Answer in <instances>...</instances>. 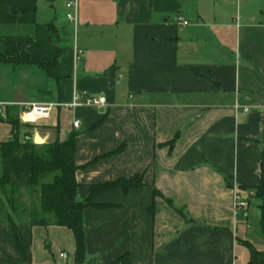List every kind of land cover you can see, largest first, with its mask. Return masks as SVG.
<instances>
[{
  "label": "crops",
  "instance_id": "obj_1",
  "mask_svg": "<svg viewBox=\"0 0 264 264\" xmlns=\"http://www.w3.org/2000/svg\"><path fill=\"white\" fill-rule=\"evenodd\" d=\"M67 11L65 0H0L2 52L33 62H0V124L11 139L10 105L38 145L74 134L84 264H249L246 241L264 250L251 211L264 162V0H78L76 22ZM72 26L85 28L82 46ZM75 89L107 104L24 122V102L70 101ZM137 174L142 186L86 203L91 185ZM35 203L0 222V264H75L74 232L32 224Z\"/></svg>",
  "mask_w": 264,
  "mask_h": 264
},
{
  "label": "trees",
  "instance_id": "obj_2",
  "mask_svg": "<svg viewBox=\"0 0 264 264\" xmlns=\"http://www.w3.org/2000/svg\"><path fill=\"white\" fill-rule=\"evenodd\" d=\"M54 1V0H50ZM60 50L52 62L42 63L41 67L49 69L58 62ZM0 62L30 63L16 56L4 54L1 50ZM14 106L5 105L4 112L12 125V138L0 141V222L16 224L12 213L18 209V191L25 185L40 201L38 210L31 213V223L40 225L65 226L74 232L76 240L75 264H84L86 260V230L84 224V203L78 199L80 183L77 179L79 166L75 160V136L72 134L64 141L38 145L33 142L30 133L21 134V123L10 113ZM1 116V114H0ZM173 139L170 141L174 143ZM143 185L140 174L130 178H119L106 183L93 184L89 187L86 203L92 202L94 196L107 188L120 187L125 192ZM246 189V187H243ZM255 197L259 199L261 209L260 225L264 233V162L262 164L261 182L255 188ZM155 194H159L155 190ZM251 201V198H248ZM250 251L249 264H264V250L257 249L251 242L245 243ZM19 246L20 242H19Z\"/></svg>",
  "mask_w": 264,
  "mask_h": 264
},
{
  "label": "built area",
  "instance_id": "obj_3",
  "mask_svg": "<svg viewBox=\"0 0 264 264\" xmlns=\"http://www.w3.org/2000/svg\"><path fill=\"white\" fill-rule=\"evenodd\" d=\"M66 8H67V18L70 21H77V8H78V0H65ZM174 21L177 25L185 27L190 24L189 19L184 17L182 14H177L174 17ZM83 53L82 49H77L76 57L79 58ZM107 104V100L104 96H95L90 95L86 91H82L79 89H75L73 93V97L70 101H29L24 102L23 110H22V118L26 123H37L40 120L47 119L51 116L54 108L56 107H65V108H76L80 106H104ZM81 121L80 119H75L73 121V126L75 128L80 127ZM249 205L248 201L238 200L236 202V208H247ZM61 257L64 259H68L69 255L67 252H61Z\"/></svg>",
  "mask_w": 264,
  "mask_h": 264
},
{
  "label": "rangeland",
  "instance_id": "obj_4",
  "mask_svg": "<svg viewBox=\"0 0 264 264\" xmlns=\"http://www.w3.org/2000/svg\"><path fill=\"white\" fill-rule=\"evenodd\" d=\"M72 29H73V31H71L72 39L74 41H77V42L79 40V44L82 46L83 45V36L86 35L85 28L83 26H80L79 27V32H78V29H77V32H76L77 34L75 33L74 26H72ZM0 131H1V135H0L1 140H6L8 135L5 137V135H4L5 127L2 126L1 124H0ZM0 167H1V163H0ZM18 194H19L18 202L16 203V206H17L18 209L16 210V212L12 213V215L15 217V219L21 217V215L19 214L20 211H22V210H24V211L31 210V207H32L31 205L33 203H34V205L36 204L35 201H36V198H37V195L36 194H32V192L30 191V188L26 187L25 185H23L20 188V190L18 191ZM259 203H260L259 199H257V200L253 199L252 200V204H251V211H252V214H253V218L256 221L259 220V218L261 216V209L259 207ZM38 205H40V201H39ZM24 207H26V209Z\"/></svg>",
  "mask_w": 264,
  "mask_h": 264
},
{
  "label": "water",
  "instance_id": "obj_5",
  "mask_svg": "<svg viewBox=\"0 0 264 264\" xmlns=\"http://www.w3.org/2000/svg\"><path fill=\"white\" fill-rule=\"evenodd\" d=\"M254 195H255V193L252 192V193L250 194V197L252 198V197H254Z\"/></svg>",
  "mask_w": 264,
  "mask_h": 264
}]
</instances>
